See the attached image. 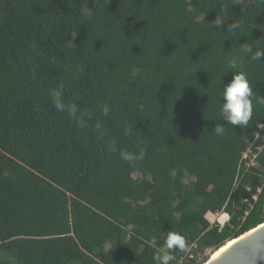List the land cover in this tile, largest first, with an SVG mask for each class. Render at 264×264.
Segmentation results:
<instances>
[{"label": "trees", "instance_id": "16d2710c", "mask_svg": "<svg viewBox=\"0 0 264 264\" xmlns=\"http://www.w3.org/2000/svg\"><path fill=\"white\" fill-rule=\"evenodd\" d=\"M89 1L0 0V264H153L149 240L172 230L195 255L174 264H193L263 224L264 150L241 160L264 101L214 129L235 72L264 97L247 51L264 49V0ZM60 82L86 127L52 108Z\"/></svg>", "mask_w": 264, "mask_h": 264}, {"label": "clouds", "instance_id": "9594fccd", "mask_svg": "<svg viewBox=\"0 0 264 264\" xmlns=\"http://www.w3.org/2000/svg\"><path fill=\"white\" fill-rule=\"evenodd\" d=\"M238 27V24L234 23L232 25L233 29ZM261 31H264V29H261ZM247 51L251 53V61H264V49L257 48L254 50L253 46L248 44ZM227 63L231 66L232 62L228 60ZM235 73L231 82L222 89V104L219 113L220 120L224 123L216 124L214 132L217 135H223L225 128L228 126H239L241 129L247 127L253 116V100L256 99L257 102L264 101V97L257 96L254 92V88L244 72ZM48 98L56 112L66 114L80 128L87 126L81 114L80 101L78 99H65V85L63 82L49 90ZM111 111L112 109L107 103L101 108V112L105 117L109 116ZM95 131L103 137L101 123H96ZM125 134H127V130ZM119 157L130 165H134L137 160L136 154L127 150H121ZM170 175L175 178L177 171L175 169L171 170ZM148 243L156 249L152 257L153 264H174L177 259L176 253H185L189 247L187 238L173 230L167 233L162 232L159 239L156 236L151 237Z\"/></svg>", "mask_w": 264, "mask_h": 264}, {"label": "water", "instance_id": "95a60500", "mask_svg": "<svg viewBox=\"0 0 264 264\" xmlns=\"http://www.w3.org/2000/svg\"><path fill=\"white\" fill-rule=\"evenodd\" d=\"M212 264H264V227L236 244Z\"/></svg>", "mask_w": 264, "mask_h": 264}, {"label": "built area", "instance_id": "2783aa9c", "mask_svg": "<svg viewBox=\"0 0 264 264\" xmlns=\"http://www.w3.org/2000/svg\"><path fill=\"white\" fill-rule=\"evenodd\" d=\"M264 150V124H261L258 127V130L254 136V140L253 142L249 145V147L246 149V151L244 152L243 156H242V165L244 166L246 171H249L252 168H258L259 164L257 162V156L258 153H261ZM219 214V213H218ZM215 215V218L212 219V221H209L210 224L212 226H220L221 228H223L230 220L229 215H227L228 220L227 221H222V216L221 217H217V215ZM224 214V213H222ZM193 251V249H190L187 251V256L189 259L193 260L195 259V255L191 252ZM208 252H210L209 250H207L206 252H204L203 254H199L198 256H196V262L193 264H204L202 262V257L203 255H206Z\"/></svg>", "mask_w": 264, "mask_h": 264}, {"label": "bare ground", "instance_id": "6f19581e", "mask_svg": "<svg viewBox=\"0 0 264 264\" xmlns=\"http://www.w3.org/2000/svg\"><path fill=\"white\" fill-rule=\"evenodd\" d=\"M223 216L224 217L222 218V221H225L226 218H227V215L223 214ZM263 227H264V224L263 225H259V227L250 230L248 233H246L245 235L241 236L240 238L234 239V240H231V241L227 242L223 247H221L220 249H218L214 253H212V255L210 256V258L208 260L209 262L207 264L214 263L215 261L220 259L223 255H225L226 252H228L236 244H238L242 240L246 239L248 236H250L251 234L255 233L257 230H259V229H261Z\"/></svg>", "mask_w": 264, "mask_h": 264}, {"label": "rangeland", "instance_id": "374dc122", "mask_svg": "<svg viewBox=\"0 0 264 264\" xmlns=\"http://www.w3.org/2000/svg\"><path fill=\"white\" fill-rule=\"evenodd\" d=\"M95 1H96V0H90V1L88 2L87 6H86V8H85V10H84V13H85L87 16H89V15L92 14L93 9H94V5H95ZM221 216H222V217H221ZM206 217H207V220L212 221V219L215 218V215H207ZM213 217H214V218H213ZM217 217H218V218H219V217L223 218L224 216H223V214L219 213V214L217 215ZM227 220H228V217L226 218L225 221H227ZM228 221H229V220H228ZM220 228H221V227H220ZM212 253H213V251H210V252H208L206 255H203V257H202V259H203L202 262L204 263L207 259H209L210 256L212 255ZM12 260H14V257H12Z\"/></svg>", "mask_w": 264, "mask_h": 264}, {"label": "crops", "instance_id": "0c3cea01", "mask_svg": "<svg viewBox=\"0 0 264 264\" xmlns=\"http://www.w3.org/2000/svg\"><path fill=\"white\" fill-rule=\"evenodd\" d=\"M221 214H222V213H221ZM208 215H216V214L209 213Z\"/></svg>", "mask_w": 264, "mask_h": 264}]
</instances>
